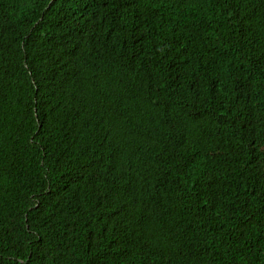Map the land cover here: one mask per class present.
Returning a JSON list of instances; mask_svg holds the SVG:
<instances>
[{"label":"trees","instance_id":"1","mask_svg":"<svg viewBox=\"0 0 264 264\" xmlns=\"http://www.w3.org/2000/svg\"><path fill=\"white\" fill-rule=\"evenodd\" d=\"M0 264H264V0H0Z\"/></svg>","mask_w":264,"mask_h":264}]
</instances>
